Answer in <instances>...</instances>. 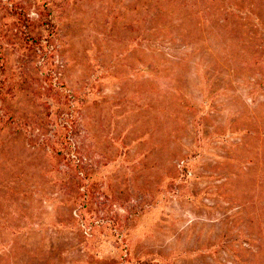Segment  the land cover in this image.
Returning <instances> with one entry per match:
<instances>
[{"label":"rangeland","instance_id":"374dc122","mask_svg":"<svg viewBox=\"0 0 264 264\" xmlns=\"http://www.w3.org/2000/svg\"><path fill=\"white\" fill-rule=\"evenodd\" d=\"M130 2L68 0L56 7L59 37L47 69L59 71L66 84L57 91L41 67L45 51L20 46L24 25L14 14L26 15L39 31L37 0H0L7 65L0 111L20 123L0 130V264H244L224 248H210L226 227L231 236L223 241L243 243L245 264H264L258 243L235 240L242 230L264 236V222L256 220L264 207V88L252 93L247 81L264 75V46L236 55V63H247L239 73L222 74L225 94L208 109L195 71L200 57L205 65L211 60L208 49L166 43L174 63L189 56L191 64L182 79L161 87L171 89L164 103L148 79L154 73L143 60L141 16ZM244 2L255 10L243 15L264 20V0ZM231 22L238 27L233 34L246 37L245 27ZM181 90L208 110L204 129ZM69 99L76 100L70 108ZM69 116L93 183L88 202L74 170L53 165L46 145ZM185 157L193 162L187 173L180 168ZM80 202L96 225L92 253ZM174 251L184 254L174 258Z\"/></svg>","mask_w":264,"mask_h":264},{"label":"trees","instance_id":"16d2710c","mask_svg":"<svg viewBox=\"0 0 264 264\" xmlns=\"http://www.w3.org/2000/svg\"><path fill=\"white\" fill-rule=\"evenodd\" d=\"M67 1L37 0L40 13L39 31L35 30V24L26 15L21 12L14 14V18L17 21H21L20 23L24 25L22 32L25 39L20 46L26 48L24 51L33 50L36 52L39 49L45 51L41 67L44 68V73L49 83L53 87L55 85V90L57 91L66 84L60 82L59 71L53 67L49 70L47 69V65L50 62L49 60L54 56L55 40L59 37V28L55 19L56 7ZM129 10L141 16V33L144 35L143 40L146 45L143 48V60L145 65L149 67V71L154 73L148 79H153L152 90L154 93L157 92L158 97H163L164 101L162 102L164 103L168 99L167 97H169L171 89H161V87L171 82V80L174 81V78L182 79L188 73L183 72V66L188 68L191 64V57L189 56L182 57L174 63V54L162 48L167 45L166 43L180 40L186 47H190L192 50L208 49L207 52L211 56V60L205 65L203 55L196 61L195 69L197 78L201 82L204 97L203 105L208 107V109H213L215 100L222 94H225L220 83L224 79L222 74L232 71L239 73L240 64L243 62L247 63L245 59L243 62L236 63V55H240V51L242 50L245 52L246 48L262 49L264 46V43L261 41L264 40V20L243 15L247 12L253 13L255 10L249 7L244 0H131ZM231 21H237L241 26L245 27L244 36L246 34V37L239 38L233 34V32H238V27L236 29V25H233L235 23ZM17 23L19 24V22ZM193 55V52H191V56ZM52 62H50L51 65ZM6 73V60L2 55V46L0 45V103L5 95ZM247 81L252 85V93L257 94L264 88V75L261 79L254 81L247 79ZM180 96L184 98L185 102L183 104L187 109L194 112L197 118L194 119L197 128L204 129L206 126L203 124V120L207 118L208 112L206 111L208 110L198 106L186 90H181ZM75 101L69 99L67 106L70 108ZM80 103L81 101L79 100V105ZM164 108H166V105H164ZM244 112L247 111H242V113ZM64 122V124H60L56 129V139L52 141V144H49V141L46 145L52 146L51 156L53 165H57L58 168L59 164L64 162V164L74 170L75 180L78 183L79 189L84 186L83 199L88 202L92 195L93 183L91 178L85 174L80 148L72 138L75 131V122L70 116ZM9 125L18 127L20 123L13 113L6 114L0 111V130L5 129ZM31 139L30 136L29 140L31 141ZM196 154H198V151L192 157H195ZM192 163L191 157H185L180 166V168L182 167L181 171L187 173ZM53 168L49 171H54V174H56L57 170L55 167ZM82 202L79 203L77 212L81 220L87 226H90L89 231L92 235L88 236L85 248L88 252L92 253L97 250V247L93 243L96 235V225L90 221L84 211L87 203ZM259 213L260 216L256 220L259 223L264 222V207L260 208ZM254 221V219L250 220L255 226L258 225ZM230 232V228L226 227V231L220 234L219 242L210 245V248L214 253L218 252L220 247L224 248L228 252L230 251L233 256L235 255L241 263L245 264L243 251L240 249L243 243L239 247H235L226 239L225 241L222 239L227 235L229 236ZM262 234V231L259 230L257 231L258 236L253 237L251 235L250 237L249 234L242 230L238 233V238L235 240L241 239L246 242L253 240L258 243L256 249L257 255H261L264 252V236ZM183 254V251H174V258Z\"/></svg>","mask_w":264,"mask_h":264}]
</instances>
